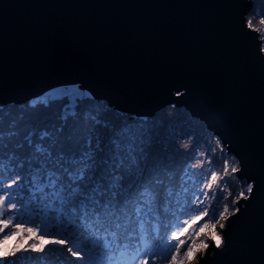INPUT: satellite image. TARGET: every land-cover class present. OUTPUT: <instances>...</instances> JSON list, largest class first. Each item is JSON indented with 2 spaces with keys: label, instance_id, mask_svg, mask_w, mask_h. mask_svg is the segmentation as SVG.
Returning a JSON list of instances; mask_svg holds the SVG:
<instances>
[{
  "label": "water",
  "instance_id": "water-1",
  "mask_svg": "<svg viewBox=\"0 0 264 264\" xmlns=\"http://www.w3.org/2000/svg\"><path fill=\"white\" fill-rule=\"evenodd\" d=\"M252 0H0V104L76 84L115 110L174 105L256 188L192 264H264V52Z\"/></svg>",
  "mask_w": 264,
  "mask_h": 264
},
{
  "label": "snow or ice",
  "instance_id": "snow-or-ice-1",
  "mask_svg": "<svg viewBox=\"0 0 264 264\" xmlns=\"http://www.w3.org/2000/svg\"><path fill=\"white\" fill-rule=\"evenodd\" d=\"M254 11L264 23V0ZM192 136L178 135L171 117L117 115L74 86L47 90L24 108L0 105V234L14 228L0 240V264H185L210 247L193 241L181 255L185 216L208 217L200 232L223 248L216 225L231 218L229 204L216 205L232 193L209 200L216 172L204 183L192 171L202 161L177 167ZM255 188L247 184L232 200V215Z\"/></svg>",
  "mask_w": 264,
  "mask_h": 264
},
{
  "label": "rangeland",
  "instance_id": "rangeland-1",
  "mask_svg": "<svg viewBox=\"0 0 264 264\" xmlns=\"http://www.w3.org/2000/svg\"><path fill=\"white\" fill-rule=\"evenodd\" d=\"M256 2L257 0H252L253 6L251 11L247 14L248 15L247 21L251 20L252 22L251 28L259 32L260 38L262 40V50L264 52V23H261V19H262L261 14L257 11H254V3ZM72 86L85 90L84 88L76 84L64 85L55 88L72 87ZM29 101L22 104H7L4 106H6L9 109L24 108ZM97 101L100 105H108L104 101L101 100H97ZM116 113L117 115H123L130 118H139V119L147 118L149 120L151 119L160 120L171 117L173 126L175 127V131L178 135L186 136L190 133L193 134V136L189 138L190 155L178 154L177 167L180 168L185 164H197L199 161H202L203 162L202 166L195 167L192 169V171L197 174L202 173L203 175L201 176V179L203 180L204 183L209 182L211 172L215 171L217 174V184H213L212 190L209 191V200L213 193L216 194L217 200H220V198L224 195V193H228V192L232 193L231 196H228L226 199L221 200L220 205H216L217 207H222L224 203L229 204V213L227 215L230 216L232 215L231 214L233 207L231 203L232 200L238 195L239 192L245 191L246 186L249 183L244 179L240 180L236 176V173H233L232 169L234 167L237 169L239 168L236 158L232 154L227 152L226 148L221 144L220 140L216 136H213L212 133L207 131L206 127L201 121L191 117L184 108H179L174 105H169L161 109L151 117H145V116L137 117L135 115L120 112L118 110H116ZM177 124L179 126H177ZM183 151L184 150L182 148L177 147L178 153H183ZM197 153H199V155H197ZM225 161H227V165H228L227 172H225V168H224ZM224 182L227 183V187L224 188L223 191H219L217 185ZM191 207H194V205H192ZM235 207H237V204L235 205ZM192 215H196V213H192ZM184 218L189 219V224L186 226L187 231L184 233L183 236H181V239L186 241V243L181 247V255L183 254V251L193 241L196 244H199L201 241H204L208 244H210L211 242L204 233L200 232L201 226L209 221L208 217H205L203 220H198L196 223H192L190 217L188 216H185ZM225 221L226 220H220L217 223L216 225L217 232L221 233V228L219 225L225 224ZM12 230H14V228L10 227L9 229L5 230V233L0 234V240H3L4 235ZM206 231L207 229H205V232ZM197 233H199V235H197ZM19 239L20 237H14L12 240L9 241V246L15 245V243ZM32 242L33 241H29L28 243L30 244ZM174 243L176 242L174 241ZM204 252L205 251L200 252L199 254L196 255L194 259L190 261H186L185 264L197 263L199 256L204 254ZM59 255L60 258L63 259L64 254H59ZM149 264H152L151 259H149ZM157 264H159V262H157Z\"/></svg>",
  "mask_w": 264,
  "mask_h": 264
},
{
  "label": "trees",
  "instance_id": "trees-1",
  "mask_svg": "<svg viewBox=\"0 0 264 264\" xmlns=\"http://www.w3.org/2000/svg\"><path fill=\"white\" fill-rule=\"evenodd\" d=\"M248 16V15H247ZM248 18V17H247Z\"/></svg>",
  "mask_w": 264,
  "mask_h": 264
}]
</instances>
